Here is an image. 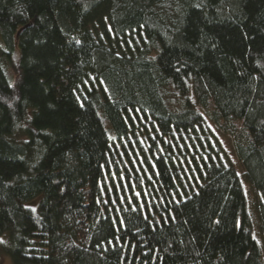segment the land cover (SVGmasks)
I'll return each instance as SVG.
<instances>
[{
    "label": "trees",
    "instance_id": "trees-1",
    "mask_svg": "<svg viewBox=\"0 0 264 264\" xmlns=\"http://www.w3.org/2000/svg\"><path fill=\"white\" fill-rule=\"evenodd\" d=\"M0 236L13 264H264V0H0Z\"/></svg>",
    "mask_w": 264,
    "mask_h": 264
},
{
    "label": "rangeland",
    "instance_id": "rangeland-1",
    "mask_svg": "<svg viewBox=\"0 0 264 264\" xmlns=\"http://www.w3.org/2000/svg\"><path fill=\"white\" fill-rule=\"evenodd\" d=\"M216 136L219 139L221 145L220 157L224 161L226 165H231L235 169V171L242 176H240L241 183L243 186L244 194L247 202V209L250 213L251 217V232L257 243L262 246L263 245V235L260 229V217L258 214V201L260 199V195L257 191H255L243 178V166L241 161L239 160L236 152L234 151L231 143V139L226 135H223L217 131H215ZM39 197L25 203L26 207L35 208L38 203ZM2 236H0V240ZM0 264H13L9 258V256L4 253L0 249Z\"/></svg>",
    "mask_w": 264,
    "mask_h": 264
}]
</instances>
